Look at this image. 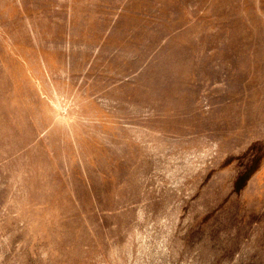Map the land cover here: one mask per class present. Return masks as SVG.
<instances>
[{
    "label": "rangeland",
    "instance_id": "obj_1",
    "mask_svg": "<svg viewBox=\"0 0 264 264\" xmlns=\"http://www.w3.org/2000/svg\"><path fill=\"white\" fill-rule=\"evenodd\" d=\"M0 264H264V0H0Z\"/></svg>",
    "mask_w": 264,
    "mask_h": 264
}]
</instances>
